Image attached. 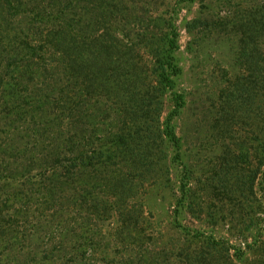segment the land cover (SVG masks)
Here are the masks:
<instances>
[{"label":"trees","instance_id":"obj_1","mask_svg":"<svg viewBox=\"0 0 264 264\" xmlns=\"http://www.w3.org/2000/svg\"><path fill=\"white\" fill-rule=\"evenodd\" d=\"M34 2L0 0V264H133L137 256L129 249L145 237L138 195L145 185L166 186L170 166L181 163L172 123L184 105L175 91L177 28L169 20L166 31L124 30L130 0H42L40 8ZM254 2L232 23L245 74L229 83L219 107L230 131L237 115L250 121L253 143L243 152L224 146L227 167L217 173L229 198L243 195V186L251 190L264 163V0ZM49 75L60 87H36L40 95L30 97L32 84ZM166 95L173 109L163 119ZM35 112L48 143L6 139ZM250 153L257 167L239 186L236 173ZM189 179L181 178L176 214L194 207ZM114 217L109 242L118 252L99 258L96 236ZM190 234L212 249L224 247ZM194 256L191 263L219 264Z\"/></svg>","mask_w":264,"mask_h":264},{"label":"rangeland","instance_id":"obj_2","mask_svg":"<svg viewBox=\"0 0 264 264\" xmlns=\"http://www.w3.org/2000/svg\"><path fill=\"white\" fill-rule=\"evenodd\" d=\"M37 1L34 2L37 8L46 5L42 0ZM254 1L195 0L188 3L187 0H130L128 3L131 19L128 20L129 25L121 22L124 30L132 28L142 33L166 31L169 20L177 28L175 54L181 74L175 91L182 94L184 100L180 113L172 120L180 139L181 163L170 166L171 181L166 186L145 185L138 195L144 209V224L142 222L140 227L144 229L145 237L138 248L129 250L134 248L131 256L135 254L137 259L142 258L140 264H195L190 262L193 254L196 260L207 258L211 263L264 264V163L254 177L252 189L245 192L243 186L244 194L241 196L237 194L229 198L219 182L223 173H217L221 166L222 169L227 167L226 161L222 164L221 159L229 157V151L224 146L231 150L241 148L243 152L253 144L249 140L252 137L248 126L250 121H242V117L237 115L233 121L234 129L230 131L221 122L224 112L219 107L229 83L245 74L238 55V27L232 23L242 9L255 5ZM79 9L77 12L82 13ZM130 42L137 44L138 41L131 36ZM36 81L29 88L30 97L40 95L36 93V87L37 90L43 85L60 87L51 75ZM172 109L171 97L166 95L163 119ZM43 121L35 112L33 119L29 116L16 123V130L11 129L13 135L6 132V128L2 130L7 133L6 139L12 138L18 144L27 141L48 143L49 134L38 130L44 126ZM174 153L175 150L171 149L170 156ZM256 167L257 163L250 153L241 165L242 170L236 173L239 186L243 185L241 179L250 176L248 171L256 170ZM185 174L190 178L194 207L192 211L184 209L176 214L179 185ZM210 178L213 183L208 181ZM117 225L115 217L103 223L102 235L96 236L100 244L95 250L97 257L102 258L106 250L118 252L113 247L114 243L109 242V235L114 233ZM195 231L223 242L225 248L212 249L203 238L187 235ZM82 232L79 229L77 233L82 235ZM237 250L240 253L238 258L234 256ZM113 258L118 260V255Z\"/></svg>","mask_w":264,"mask_h":264}]
</instances>
